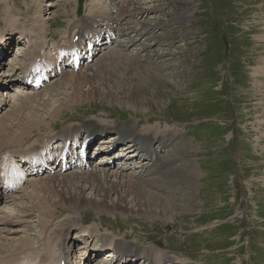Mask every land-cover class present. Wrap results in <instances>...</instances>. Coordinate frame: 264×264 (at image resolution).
<instances>
[{"label":"rangeland","instance_id":"rangeland-1","mask_svg":"<svg viewBox=\"0 0 264 264\" xmlns=\"http://www.w3.org/2000/svg\"><path fill=\"white\" fill-rule=\"evenodd\" d=\"M105 1L110 0H0L1 42L9 41L0 55V76L11 80L0 92L5 98L0 118L20 108L26 95L37 94L33 102L24 103L27 109L23 114L29 121H37L35 130L23 141L24 148L41 146L46 135L65 127L81 128L92 121L105 128L135 123L141 131L150 129L149 136H173L175 140L167 141L166 145H171L162 148L155 161L164 170L148 175L159 173L154 178L170 179H161V186L160 182L151 183V178L139 179V159L115 148L110 167L105 165L103 169L120 182L118 190L125 197L123 209L65 205L61 195L69 198L70 193H83L88 199L96 198L94 187L80 177L102 169L101 161L106 156L98 147L106 148L99 141L91 149L87 169L30 177L33 183L38 182L36 186L29 181L22 191L0 197L3 254L18 252L24 247V239L33 241L28 247H42L40 201L33 189L50 184L56 189L39 193H46L40 195L58 207L54 214H48L52 219L57 216L54 226L74 217L82 220L80 231L70 232L75 264L77 256L81 264H108L102 260L114 259V246L98 254L91 251L102 245L105 236L112 244L119 241L143 253L153 251L152 258L165 256L166 264H264V0H116L114 12L103 10L107 8ZM110 13L118 23V43L76 71L65 69L46 88L33 91L19 87L17 78L28 48L19 42L15 31L25 29L33 36L27 37L31 52L46 48L50 54L58 46L71 43L73 35L81 33L80 28H86L83 19L94 16L98 17L96 21L104 20L89 25L90 35L105 20L111 27L114 21H110ZM76 21L78 30L73 27ZM98 31L101 34L103 30ZM128 34L138 41L123 49L120 44ZM145 43L152 45L148 48ZM110 51L127 56L122 72L107 70L101 73L102 80H82L81 85L72 86L67 74H93L100 69L101 62H97L102 55L112 57ZM103 83L113 89L116 98L107 94ZM5 120L11 124L15 119ZM22 126L29 123L25 120ZM114 133L100 135L97 140ZM170 161H174L171 167ZM74 177L79 179L73 180V187L70 181L64 186V179ZM129 179L147 188L152 194L149 197L156 194L167 202L168 208L154 206L155 212L132 213L131 209L139 207L134 192L127 191L132 189ZM116 199L114 193L108 202ZM83 229L94 233L91 249L81 248L85 244L77 239ZM10 230L13 233L9 234ZM2 243L7 246L1 247ZM88 257H92L91 262ZM122 258L120 264H149L144 258Z\"/></svg>","mask_w":264,"mask_h":264},{"label":"bare ground","instance_id":"bare-ground-1","mask_svg":"<svg viewBox=\"0 0 264 264\" xmlns=\"http://www.w3.org/2000/svg\"><path fill=\"white\" fill-rule=\"evenodd\" d=\"M134 10H136V9H134ZM123 16L124 15L122 14L121 17H123ZM110 21H112V19ZM91 24H92V22H90V21H87L85 23L84 27H86V28L83 29L82 35H80V37H79L78 44H80L82 40H83L82 42H85V43L87 42V39H85V37L89 36L90 33H91V30H90V27H89V25H91ZM133 31H136V29H134ZM95 33H97L99 36L101 35L99 31L98 32L96 31ZM124 35L127 36V32H125ZM137 35H139V33L135 34V36H137ZM2 36L0 37V51L6 49V46L9 45V41L8 40H4L3 43L1 42L4 39V36L3 37ZM135 36H131V35L128 34V37H126V39H124V41L122 43L120 41V43H121L120 46L123 49H125L126 47H129L133 42L138 41V38H136ZM19 37L21 38V40H24L25 38L28 37V34L24 30H21L20 33H19ZM120 37H122V36H120ZM152 37L153 36H151V38ZM143 45L145 47H148V46H151L152 43H145ZM96 49H97V47H96ZM22 50H24V49H22ZM111 53L113 55H111L112 57H110V58H107L105 56L106 55L105 54V55H102L104 57L98 59L97 63L101 62L100 69L95 70V72H93V74H91V75L89 74L87 76L86 74H80V73H71L70 75L67 74L66 76L70 77V78H68V80L71 82L72 86L73 85L74 86L81 85L82 80H84V82H87L88 80L89 81H92V80H98L99 81L100 79L102 80L103 78H102V74L101 73L105 72L107 70H110V71L115 70L114 73L115 72H118V73L122 72V70H124V68H125V64H126L125 60L128 59L127 56H124L121 52H118L119 53L118 54L116 52L110 51V54ZM28 54H29V56L26 58V61H25L27 63H25L24 65L21 66V69L23 71H25V72H26V68L36 58H39L40 50L39 49H35V51L33 53H28ZM28 54H25V55H28ZM69 55H70V52L65 51V50H60L59 55L56 56L54 60H56L59 56L67 57ZM130 68H132V67H130ZM263 68L264 67H262V69ZM263 74H264V70H263ZM1 83L3 84V78L2 77H0V85H1ZM4 83H6V82H4ZM55 85H57V82H55ZM102 85H104V87L107 88V84L103 83ZM106 90H107V92H108L107 94L109 96H111L113 98H116V95H115V92L113 91V89L108 87ZM77 93L78 92L75 91V95L74 96H77ZM36 95L37 94H34L32 96L26 95V97L24 98L22 106L20 105L21 106L20 108H18L14 112H12V114H11V111H10V113L6 112L5 115H2V117L0 118V178L2 179L1 182L3 184L9 182L8 181L9 178L14 173H17L16 169L9 163V161L7 159L2 160V157L4 155L11 156V154L14 153L15 157L23 158V157H25L27 154H29L31 152L43 149L45 147H50L51 145H53L55 143H58V141H60L62 139H67L64 136H68V135H70L71 137H73L75 135L81 136V134H82L81 132L82 131H84L86 134H89L88 142L90 141V139L91 140L93 139L92 142H91V144H92L100 135H103L105 133V131H109L111 129H115L116 130L114 135H110L109 137H105L102 140L101 146L107 145L105 147L106 149L98 147L99 151L100 152L103 151V153H105V156L107 157L105 160L101 161L102 169H100V170L96 169L95 171H93V172L91 171V172L86 173V174L84 173V175L87 178L84 177V176L80 177L81 179H83V181H85L86 183H88L92 187H94L95 193H96V198H94V199L93 198H89L88 199L87 197H85L83 195V193H77V195H73V194L70 193V197L69 198H67L65 195H61L62 196L61 200L67 206H72V207L76 206V205L77 206H90V205L94 204V206H96V207H98L100 209L102 208V210H105V209L108 210V211H110L112 209H120L121 210V208L124 206L122 203L124 202L125 197H124L123 193H121L118 190V187L120 186L119 185L120 182L118 184L115 180H112L111 179V177H112L111 174L108 173L105 169H103V167L105 165L110 167V165L107 162L113 158V155H111V153H112V151L114 149L112 151L108 150V149L110 147H115V146L119 145L120 143H126V144H127V142L129 143V145H125L124 144L125 145V149L128 151L127 155H129V153L132 152L134 156L137 155V156H140V158H144V160H146V162H145L146 166L144 165L145 167H144L143 171L141 172L142 174H140L141 175V179L148 178L149 173H152V171L156 172L157 170L161 169V172H162L164 170V169H162L163 165L162 166H158V167L155 166V163L153 162V158H154V155L156 154V152H157V150L159 148H163V147L167 146L166 145L167 141L172 140V136H170V135L169 136L168 135L167 136L164 135L165 137L157 136V135H155V136L150 135L149 136L148 134L150 133V129H148L146 132H144L143 130L141 131L139 129V127L137 126V124H135V123L125 124V125H123V127H121L122 125L120 124L121 126H114V127H108L107 126L105 128V126H102L98 122L92 121V122H88L86 124V129L85 130H83L82 128L74 129V128H71V127L70 128L65 127V128H63L61 130V132L59 131V133L57 135L48 136L49 138L45 137V138H48V139L44 140V142L41 139L42 142H43V145H45L43 148L37 147L36 145H34L31 148L26 150L23 147L24 146L23 141L27 138V136H30L28 134L32 130H35L37 121L36 120L35 121H29L30 119H27L26 116L24 115L26 113L23 114V111L25 112V110L27 109V108H25L26 105L24 103L33 102V100L36 97ZM39 95L40 94H38V96ZM3 104H4L3 100L0 99V107H2ZM6 118L8 119V121L9 120L13 121L14 119L15 120L12 123L10 121L11 124H7V120H5ZM29 118H31V117H29ZM25 120L29 123V126H22V128H21V125H22V123L24 125ZM40 120H42V119H40ZM47 124H50V123H47ZM38 127H40V125H38ZM17 129H18V131H17ZM32 133H34V132H32ZM143 133H145L144 135H146V137H143L144 135L142 136ZM53 141H55V142H53ZM9 142H12V143H9ZM141 144H143V145H141ZM12 145H14V146H12ZM106 151H108V152H106ZM175 151H177V150H175ZM48 161L49 160H47V162ZM173 162L174 161L168 162L170 164V167L173 164ZM100 171L103 172L104 174L101 175ZM146 172H147V174H144ZM78 179L79 178L75 179V177L74 178H70L68 180L64 179L63 180L64 186L67 185L68 181H70L71 182V186L73 187V185H74L73 180L75 182V181H78ZM161 179H163L162 182H164V181L169 180L170 178L168 176H167V178L165 176H163L160 179H158V177L157 178L153 177V178H151V183H153V182L158 183V182H160ZM31 182L33 183L32 180L29 183H31ZM146 182H149V180H147ZM162 182H160L158 185L161 186ZM35 183H38V182L35 181L33 184H35ZM129 183H130V187H132V189L131 190H127V191L128 192L129 191L130 192H134V194H135L134 195L135 196L134 197V201H136V204L139 207L137 210L131 209L132 213H133V211L134 212L138 211L140 213L141 212L145 213V211H150V210H152L151 212H155L154 210L157 209V208H155L154 206H161V207H163L165 209L168 208V203L164 202L163 200L158 198V196L156 198V194H153V196H155L154 198L153 197L152 198L149 197V195L152 196L151 192L149 190H147V188L145 189L138 182L132 181V180L129 179ZM6 186L9 187L10 183H7ZM35 186H36V184H35ZM71 186H69V187H71ZM0 189H1V186H0ZM43 189H45V191L52 192L56 188H53L50 184H46L44 186H40L39 189H38V186L35 187V189H33V191L35 192L34 196L37 197V199L40 201V206H39L40 210L39 209H36V210L41 211V214H39L38 216H39V218H40V220L42 222V226H41L42 233L40 235L42 237V247L41 248H35L34 245L31 246V247H28L30 245L29 243H32L33 241H28L29 239L26 241L24 239V241H21L22 246H24V247H21L18 250V252L15 251L11 255H4L3 254L4 250L0 249V264H60L61 262H65L66 264H74L72 262V254L74 252H73V250H71V245H69L70 240L72 239L71 236H70L71 235L70 232H71L72 229H78L80 231L81 228H80L79 225H80V223H82V220L79 217H74V218H72L73 220L71 219L72 221H70L69 219H66L65 221L58 222L57 225L54 226V220L53 219H55V217H57V216L55 215L54 218L52 219V218H50L48 216V214H50V213L54 214L56 212V207L57 206L53 207L52 205H50L48 203L49 202L48 201L49 198L47 199L46 198L47 196L44 197V195L43 196L40 195L41 193H44V192L39 193V191H41V190L44 191ZM80 192H83V190H81ZM114 193H117L118 201L116 199V201H113V203H109L108 199ZM44 194H46V193H44ZM72 203H74V204H72ZM153 207L155 209H153ZM37 208H38V206H37ZM10 221L11 220H6L5 222L10 223ZM53 226L55 228H53ZM77 226H79V227L77 228ZM46 228H47V230H46ZM6 230H7V228H6ZM11 232L13 233V231L10 230L9 234H11ZM93 235H94L93 232L83 229L78 237H79L80 241L87 242L89 240V238L95 237ZM9 236H11V235H9ZM3 238H5V239L9 238L10 239V237H7V236H4ZM22 240H23V238H22ZM124 245H125V247H124ZM3 246H7V245L5 243H2L1 247H3ZM111 246L112 247L113 246L117 247L119 249V252H120L119 260H121V255L125 254V256L128 257V258L129 257H133V259L134 258H144L145 262L149 261V264H165V262L168 263V260L163 261V258H165V256H162V255H161L162 257L159 256V257H156V258H152V255H154L153 251H148V252H144L143 253V252H140L139 249H137L136 247L131 246V245H127L126 243H123V242H119V241L117 242L116 241V243H114V244L109 243V240H108L107 236L104 237L102 245L99 248H96L95 251L96 252L97 251L101 252V251H104V250H107V249H111L112 248ZM108 253L111 254L112 251H109ZM108 253H106V254H108ZM81 255L83 256V255H85V253H83ZM77 260H79V262H82V259L79 256H77ZM118 264H120V262Z\"/></svg>","mask_w":264,"mask_h":264}]
</instances>
